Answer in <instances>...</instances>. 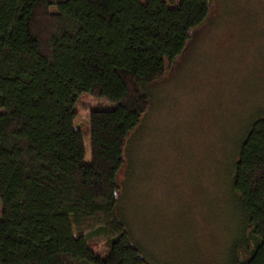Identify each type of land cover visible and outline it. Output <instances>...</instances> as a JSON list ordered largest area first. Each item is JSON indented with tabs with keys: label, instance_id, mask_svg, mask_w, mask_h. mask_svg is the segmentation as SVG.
Instances as JSON below:
<instances>
[{
	"label": "trees",
	"instance_id": "obj_1",
	"mask_svg": "<svg viewBox=\"0 0 264 264\" xmlns=\"http://www.w3.org/2000/svg\"><path fill=\"white\" fill-rule=\"evenodd\" d=\"M211 0H0V264H145L117 214L146 85L176 64ZM89 116L90 162L73 125ZM127 144V145H126ZM241 230L223 264H264V111L230 163ZM103 239L104 254L89 241Z\"/></svg>",
	"mask_w": 264,
	"mask_h": 264
},
{
	"label": "rangeland",
	"instance_id": "obj_2",
	"mask_svg": "<svg viewBox=\"0 0 264 264\" xmlns=\"http://www.w3.org/2000/svg\"><path fill=\"white\" fill-rule=\"evenodd\" d=\"M175 63L146 85L150 103L117 176V214L145 264H223L242 226L231 159L264 111V0H211ZM109 106L87 93L76 100L85 162L90 112ZM89 245L108 249L99 237Z\"/></svg>",
	"mask_w": 264,
	"mask_h": 264
}]
</instances>
